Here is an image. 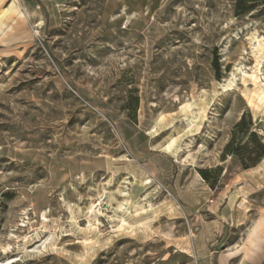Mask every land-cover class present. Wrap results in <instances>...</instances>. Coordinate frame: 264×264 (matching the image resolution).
Returning a JSON list of instances; mask_svg holds the SVG:
<instances>
[{"label":"rangeland","instance_id":"1","mask_svg":"<svg viewBox=\"0 0 264 264\" xmlns=\"http://www.w3.org/2000/svg\"><path fill=\"white\" fill-rule=\"evenodd\" d=\"M0 34V264H197L229 197L212 249L264 264V158L225 155L244 113L264 143V0H0Z\"/></svg>","mask_w":264,"mask_h":264},{"label":"crops","instance_id":"2","mask_svg":"<svg viewBox=\"0 0 264 264\" xmlns=\"http://www.w3.org/2000/svg\"><path fill=\"white\" fill-rule=\"evenodd\" d=\"M219 200H222V198L219 197ZM220 216L221 219L219 221L221 227H219L216 231L208 230L207 228L203 229L197 243L195 244L194 248L197 253V264H257L261 260V257L258 255L261 251L255 255H251L250 257H245L242 253L233 256L229 255L231 252L236 251V248L240 247L245 239H243L240 244L238 243V245L233 249L218 255L215 254L216 250L212 249L214 242L218 241L215 238L217 236H221L222 231L229 225L240 226L244 224L248 218L247 212L243 214L241 211L236 210L231 206L230 197L227 205L222 209ZM222 246L224 247L223 243L221 244V247Z\"/></svg>","mask_w":264,"mask_h":264},{"label":"trees","instance_id":"3","mask_svg":"<svg viewBox=\"0 0 264 264\" xmlns=\"http://www.w3.org/2000/svg\"><path fill=\"white\" fill-rule=\"evenodd\" d=\"M243 3H246L247 1H254V0H240ZM248 117L250 116L246 113L243 114L241 120L234 126V131H233V136L232 140L227 144L226 149H225V155H237L242 159V165L245 169L249 167H255L259 164V162L264 158V143L257 138V134L255 131H251V125L252 121L251 119L247 121ZM243 131L246 134H249L256 139V151L250 152L247 157L245 154L240 153L239 150L243 149L245 146L240 148L239 150L234 149V144L237 140V134ZM200 174L202 177L206 180H208V175L206 170H201Z\"/></svg>","mask_w":264,"mask_h":264},{"label":"bare ground","instance_id":"4","mask_svg":"<svg viewBox=\"0 0 264 264\" xmlns=\"http://www.w3.org/2000/svg\"><path fill=\"white\" fill-rule=\"evenodd\" d=\"M126 8H124L123 12H126ZM128 15V14H127ZM114 18V17H113ZM129 18V17H128ZM126 24V23H124ZM3 34V33H2ZM1 35V34H0ZM182 110H186V107H182ZM160 128V127H159ZM254 177V176H253ZM128 202V201H127ZM176 218V217H175ZM264 226V217L262 216L253 226L250 237H249V241L253 242L254 237L258 234V232L262 229V227Z\"/></svg>","mask_w":264,"mask_h":264}]
</instances>
